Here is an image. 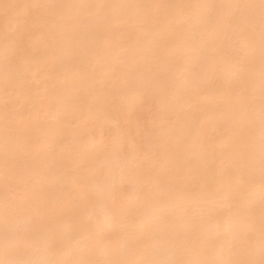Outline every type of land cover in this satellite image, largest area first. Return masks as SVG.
I'll use <instances>...</instances> for the list:
<instances>
[{
  "label": "bare ground",
  "instance_id": "1",
  "mask_svg": "<svg viewBox=\"0 0 264 264\" xmlns=\"http://www.w3.org/2000/svg\"><path fill=\"white\" fill-rule=\"evenodd\" d=\"M0 264H264V0H0Z\"/></svg>",
  "mask_w": 264,
  "mask_h": 264
}]
</instances>
